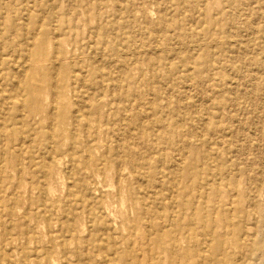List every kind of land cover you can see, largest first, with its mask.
Wrapping results in <instances>:
<instances>
[{"label":"bare ground","instance_id":"1","mask_svg":"<svg viewBox=\"0 0 264 264\" xmlns=\"http://www.w3.org/2000/svg\"><path fill=\"white\" fill-rule=\"evenodd\" d=\"M140 1L34 0L30 8L18 9L17 1L0 0V52L23 60L19 65L14 64L15 60H7L0 54V264H51L52 224L57 226L54 238L60 242L61 260L67 264L66 256L70 252L66 243L74 241L77 205L101 223L107 237L103 236L102 240L99 237L100 241L86 247V251L74 250L71 255L76 258L75 264H164L165 261L167 264H236L239 261L250 264L257 253L264 261V245L259 241L264 227V210L260 207L262 191L250 188L241 192L245 209L239 213L233 210L234 201L226 205L215 202L213 210H221L220 220L217 225L212 220L210 226L206 222L204 212L211 189L218 190L229 176V171L217 164L221 150L216 143L203 142L200 136H194L207 149L196 166L197 174L186 187L180 181L179 171L185 162L182 145H189L190 139L181 145L165 144L159 153H152L151 159L133 149L135 140L152 148L159 134L164 141L171 132L182 138L187 136V127L194 129L204 123L200 113L186 117L181 111L187 107L179 109L178 106L177 119L165 118L160 121V127L150 121L156 110L161 112L158 106L162 102V111L171 108L170 97H164L158 81L157 65L150 68V78L144 81L147 93L138 104L139 112L129 118L121 116L124 121L129 119V123L114 130L100 112V100L104 90L109 89L104 83L117 87L114 78L103 80L102 74L96 77L92 71L83 78L71 69L75 68L73 64L65 65L60 59L75 51L89 50L91 39H102L98 52L107 58L104 65L136 71L141 68L139 51H162L163 33L169 35L170 41L178 42V47L170 48L173 56L182 54L183 50L198 52L205 46L203 39L191 32L200 29L201 34L207 33L204 26L209 20L208 4L213 0H192L195 18L182 17L181 12L176 17H167L160 12L159 25L151 28L138 25L140 19L148 21L150 15L137 7ZM104 2L110 3L109 11L103 8ZM22 3L28 1L21 0ZM179 5L181 11L183 0H179ZM36 9L46 14L43 24L66 20V28L51 30L54 57L48 56V36L43 25L38 23L37 27ZM135 29L147 39L146 43L127 48L134 39ZM210 30L214 32L215 26ZM108 36V40L116 41L113 48L104 39ZM128 51L133 59H125ZM109 53L116 61L108 57ZM56 64L65 66L53 68ZM163 68L170 76L174 68L180 67L164 61ZM47 100L48 106L43 107ZM105 105L112 112V103ZM45 121L51 122V132H46ZM111 131L116 134L111 136ZM100 143L105 147L101 154ZM58 168L70 175L71 181L66 184V199L53 201L48 197L51 192L48 182ZM199 171L206 172V181L198 177ZM35 175L43 182L36 180ZM86 179L91 189L85 190L82 185ZM98 179L114 181L117 185L113 195H119L124 214L120 228L109 221L102 222L109 196L96 187ZM198 199L203 200L202 205L195 203ZM201 212L204 218L199 216ZM141 221L145 227L140 230ZM41 222L49 237L42 253L38 252L37 237ZM136 233L146 236L143 244L147 249L139 258L131 253L132 248L140 247L132 238ZM152 235L157 237L154 241ZM227 256L231 258L230 263H226Z\"/></svg>","mask_w":264,"mask_h":264},{"label":"rangeland","instance_id":"2","mask_svg":"<svg viewBox=\"0 0 264 264\" xmlns=\"http://www.w3.org/2000/svg\"><path fill=\"white\" fill-rule=\"evenodd\" d=\"M27 1L28 3L21 4V0H15L18 9L23 6L27 9L30 8L34 0ZM191 2L192 0H183V7L180 11L179 0H141L140 5H137V7L152 16L149 15L148 21L145 22L140 19L138 25L142 28L157 27L159 25L157 22L160 17V12L165 13L167 17H176L181 12L182 17L188 16V18H195V15L191 11ZM103 4L105 11H109L110 3L104 2ZM35 14L38 18L37 27L42 24V28L48 36V56L49 58L54 57V39L52 38L54 35L51 33V30L52 28L63 30L66 28V20L60 21L59 24L51 23V21L43 24L46 14L40 11L35 12ZM208 19V23L204 26V31L208 30L206 34L204 32L201 34L200 29L191 32L193 36L196 34L199 39H203L205 46L200 51L183 50L182 54L173 56L170 48L177 46L176 44L178 42L170 41L169 35L163 33L161 35L162 51H139L138 66L141 67L137 68L139 71L131 70L132 68H114L104 65L107 58L98 52L102 39H91L90 41L92 42L93 40V42L89 50L85 49L82 53L75 51L73 55H64L60 59L65 65L73 64L75 68L71 69L76 71L77 74H81L83 78H86L88 72L91 71L95 73L96 77H101L100 75L102 74L101 78L103 80L109 77L114 78L117 87L113 83L105 82L104 85L109 89L104 90L105 92L100 100L101 115L114 130L121 125L126 127L129 123V119L124 121L121 119V116L130 117L134 116L137 111L139 112L138 104L147 93V85L144 81L150 78V68L157 65L158 81L161 83L160 86L163 89L164 97H170L168 100L171 108L162 111V107L164 106V102H162L158 106L161 112L156 110L154 113L155 117L152 115V117H149L150 121H154L155 125L160 127V121H163L165 118L177 119L175 109L178 106L179 109L187 107L181 111L186 117L195 116L196 113H200L202 116L201 119H204V123L203 125H196L194 129L187 127V136L182 138L171 132L166 134L168 140L164 141L162 140L163 138L161 139V134H159L152 148L143 145L140 140H135V142L133 141V144H135L133 149L138 151L139 155L144 154L147 159H151L152 153H159L165 147V144L181 145L182 141H188L190 139L189 145H182L185 162L179 171L180 181L186 187L190 183L191 177L197 174L196 166L203 160L207 149L199 145L200 143L194 140V136H200L199 138L203 142L205 140H211V143H216L217 147L221 150L217 164L222 169L228 170L229 176L225 181L221 182L218 190L212 188L209 194L204 214H206V222L210 226L211 220L215 222L214 225L218 224L220 214L222 213L221 210L217 212L213 210V204L215 202L226 205L230 201H234L233 210L236 213L242 212L245 207L241 199V192L247 191L250 188L262 191L260 207L264 210V0H213L208 4ZM212 26H215L214 32L210 30ZM138 33L136 29L133 31L134 39H132L129 45H126L127 48L138 47L146 43L147 39ZM104 39L108 40L110 37L108 36ZM110 42L108 43L109 47L113 48L116 41L112 40ZM92 47L93 49H91ZM2 53L6 57L5 59L15 60L14 64L18 63L19 65L23 63V60H19L20 58L10 57L5 52H0L1 55ZM108 55L111 60L116 61L117 58L113 57L112 53ZM101 56L102 58H100ZM125 59H133L130 51L125 55ZM164 61L173 63L180 68H172L174 71L168 76L165 68H163ZM47 64L50 65V63ZM57 64L53 68H64L63 66H65L62 64L58 66ZM81 64L90 67L79 68ZM92 64L93 66H91ZM94 66L99 67L92 68ZM101 78L97 80L102 81ZM131 102L134 103L131 104ZM106 103H112V112L109 113L107 111ZM48 104L49 101L47 100L43 102L42 106L47 107ZM188 106H193V108H189ZM90 111L92 112L93 109ZM168 122L170 121L168 120ZM44 127L46 132L47 130L51 132L50 121H45ZM113 132L111 131V133ZM115 134L116 132L110 135L113 136ZM97 142L99 141L97 140ZM114 145L112 143V146ZM104 150L105 147L102 145L99 149V154L104 152ZM62 171V169L58 168L50 175L48 183L51 186V192L48 197L53 201L64 200L67 197L66 184L71 181V176L64 174ZM198 175L200 179L206 181L205 178L207 175L205 171H199ZM27 179L31 180L30 176H27ZM35 179L43 182L39 176L36 178L35 175ZM129 180L132 181L130 177ZM89 183L87 179L83 180L82 185L85 190L92 188ZM96 184V187L102 194L109 196L107 198L109 206L105 215L106 217L104 216L102 222L106 223L109 221L110 224H115L116 228H120L119 224L122 222L124 214L119 203V195L117 197L113 195V191L117 185L114 181L110 182L103 179H98ZM226 185L228 189H226ZM233 188L236 190L234 193ZM32 194L33 196L36 195V193ZM195 203L202 205L203 200L198 199ZM76 208L78 212L74 226V241L69 240L66 243L68 251L70 252L66 256L67 264L76 263V258L71 255L74 250L86 251L92 244L94 245L100 239L102 240L107 237V234L103 231V227L101 228V223L91 219L80 206L77 205ZM197 213H199V209ZM204 214L201 212L199 216L204 218ZM144 227V222L141 224V227L139 225L140 230L144 229ZM51 231L52 234L50 235L53 238L52 245L54 254L52 258L50 257L49 262L51 264H63L60 254L61 248H59L60 242L54 238L57 232V226L55 227L52 224ZM260 232L263 235L259 237V241L264 245V227L261 228ZM37 234L39 241L38 252L42 253L41 249L45 246L46 240L49 238L47 236V229L43 226L42 222L39 224ZM155 234L160 235V232H155ZM132 238H135V243L141 249L139 251L140 247L135 246L132 248L131 253L134 257L139 258L147 249L143 244L146 236H141L140 233H136V236L133 235ZM155 238H157L155 235L151 236L153 241ZM230 260L231 258L227 256L226 263H230ZM41 264L46 263L41 262ZM164 264H167V262L165 261ZM236 264L246 263L239 261ZM250 264H264V261L262 258H259V253H257V255L255 254L252 257Z\"/></svg>","mask_w":264,"mask_h":264}]
</instances>
